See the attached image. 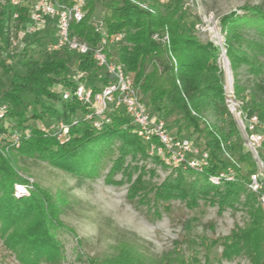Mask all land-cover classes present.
Masks as SVG:
<instances>
[{
  "label": "trees",
  "instance_id": "1",
  "mask_svg": "<svg viewBox=\"0 0 264 264\" xmlns=\"http://www.w3.org/2000/svg\"><path fill=\"white\" fill-rule=\"evenodd\" d=\"M97 5L101 8L100 18L106 32L124 33L123 39L110 56L124 65L150 110L160 114L165 120L171 118L176 127V135L180 136L189 129L199 133L206 129L208 167L203 173L195 172V177L189 183L185 182L183 173L174 178H166L158 188V197H188L191 202L197 197L216 199L220 207L233 206L242 193L248 201L254 198L245 187L251 169L242 173L239 166L235 167L239 160H247L246 155L234 158V180H223L219 183L221 186L208 180V174H218L231 164L220 157L221 143L226 142L227 138L222 135L223 127H209L206 123L200 129L204 113L211 112L222 122L227 113L222 71L217 63L219 48L210 41L203 43L193 36L185 22V13L177 1L165 5L163 10L156 5L150 11L131 0H86L84 17L71 25V33L91 45L97 44L99 40V33L92 26V16ZM243 10V15L233 12L222 17L220 30L232 71L243 62L255 77L247 95L243 94V89L235 82L234 96L241 101L243 110L257 112L264 122V65L240 49L243 39L238 33L244 22L255 25L264 33V11L258 7H246ZM16 11L19 12V20L23 21L26 7H18L10 2L0 6V99L8 102L7 115L12 123L20 130H31L28 137L21 139L19 151L28 156L47 159L61 169L91 177L98 174L100 157L115 140L120 142V155L118 161H114L110 174L121 167V159L125 154L132 153L135 156L140 152L146 155V144L132 132L133 125L124 114L111 112L110 123L104 124L100 131L78 118L76 123L71 124L73 117L84 113V108L74 99H62L51 86L56 82L66 87L73 86L74 80L70 77L71 61L76 70L85 73V78L95 89L98 87L96 83L105 82L89 56L67 50L47 55L41 50L42 57L39 59L28 53L26 47L19 60L23 67L22 73L16 70L14 61L10 63L1 57V51L8 46L10 18ZM164 32L168 33V40L165 42L160 40ZM31 42L41 43V39L34 38L29 43ZM250 48L258 49L255 45ZM259 50L262 51V48L258 52ZM6 75H9V82L4 85L1 79ZM43 98L56 101L59 106L46 103ZM29 120L44 123L63 120L70 124L71 137L67 142L59 144L52 136L35 128ZM233 132L235 122L231 120L227 134L231 136ZM186 171L189 174L193 172ZM16 181L24 182L7 157L0 153V232H9L6 236L11 239L12 248L22 254L24 259L34 258V264L43 256L50 260L58 254L60 247L53 233L57 227L50 219L53 216L49 217V211L43 210V197L39 192L31 191L29 197H14L13 183ZM134 182L130 188L140 186L139 179ZM250 214L252 221L248 227L231 242L224 243L222 255L229 256L244 248V251L249 252L253 264H264L263 214L260 208L250 211ZM113 263L132 264L130 259L120 256Z\"/></svg>",
  "mask_w": 264,
  "mask_h": 264
},
{
  "label": "rangeland",
  "instance_id": "2",
  "mask_svg": "<svg viewBox=\"0 0 264 264\" xmlns=\"http://www.w3.org/2000/svg\"><path fill=\"white\" fill-rule=\"evenodd\" d=\"M135 1L151 10L156 5L163 10L165 5L177 1L193 36L203 43L210 41L219 48L217 63L222 71L223 84L226 81L233 88L238 82L243 94L249 93L255 77L243 62L234 71L230 68L220 21L233 12L243 15L246 7H258L264 11V0ZM6 2L10 0H0V6ZM100 17L101 8L97 5L92 16L93 27L94 23L103 24ZM52 32H46L41 42L50 38ZM238 33L244 40L240 42V49L264 65V33L255 25L245 22ZM154 38L159 39L156 36ZM160 40L167 41L168 33H162ZM254 45L258 49L262 48V51L250 48ZM41 46V43H36L35 46L27 47L28 53L40 59ZM21 57L22 54L18 55L13 64L20 73L23 72L19 64ZM224 58L229 69L224 65ZM97 73L102 74L100 70ZM70 77H76L73 61L70 62ZM1 81L7 85L9 75L3 76ZM43 101L59 106L56 101L44 98ZM226 109L224 122L211 112L204 113L200 129L206 123L209 127H223L222 135L227 137L223 145L229 157L223 155L222 151L220 157L225 161H235L234 158L246 155V161L239 160L235 165L241 168L242 173H246L248 168H253V161L248 156L236 123L235 132L231 136L227 134L229 122L235 120ZM166 122L168 130L175 134L176 127L171 118ZM29 123L34 125V121L29 120ZM206 134V129L200 133L189 129L180 136L188 137L199 148L206 149ZM119 143V140H115L107 146L105 154L100 157L98 174L92 177L61 169L47 159L25 155L19 149L8 152L7 159L16 174L24 180L19 183L29 186L28 194L18 196L14 188L18 182H14L13 196L24 198L29 197L31 191L39 192L43 197V210L49 211L48 216L54 217L50 219L57 226L53 233L60 246L58 254L50 260L43 256L37 264H114L113 260L118 256L130 259L132 264H253L249 252L244 251V248L229 256H223L222 251L224 243L238 237L252 221L250 211L259 208L254 195L248 201L242 193L236 204L223 207L218 205L216 199L197 197L191 202L188 197L159 198L158 188L166 178L183 173L185 182L189 183L195 177V172L189 174L186 170H169L146 151V155L140 152L135 156L132 153L125 154L121 159V167L110 174L114 161H118L120 155ZM137 179L140 186L130 188ZM213 184L221 186L219 183ZM1 233L0 264H34V258L26 260L12 248V241L6 236L9 232Z\"/></svg>",
  "mask_w": 264,
  "mask_h": 264
},
{
  "label": "built area",
  "instance_id": "3",
  "mask_svg": "<svg viewBox=\"0 0 264 264\" xmlns=\"http://www.w3.org/2000/svg\"><path fill=\"white\" fill-rule=\"evenodd\" d=\"M143 9L146 5L131 0ZM163 3L167 0H157ZM11 4L26 7V17L19 20V12H14L10 18L8 46L1 51V57L8 62L14 61L28 46L32 39H42L46 32L52 30L50 38L42 41L41 50L44 54H52L63 50L72 51L78 55H87L95 67L101 71L105 82L90 84L85 73L76 70V77L72 87H66L60 82L51 87L64 100L74 99L83 108L84 113L72 118V123L81 119L90 124L96 131H100L104 124L110 123L111 112H118L127 116L133 125L132 132L146 144L147 154L155 157L169 170H191L203 173L209 165V153L199 148L190 138L173 134L167 128L166 120L158 113L152 112L141 98L132 78L125 71L124 65L115 60L110 53L123 39L124 33L108 34L101 23H94L99 33L97 44L91 45L71 33V25L82 20L85 14L86 0H10ZM165 39V38H164ZM163 40V38H162ZM224 102L235 120L238 131L249 153L253 168L248 173L245 183L246 189L257 199L264 217V122L257 113L243 110L241 101L237 100L233 88L226 81L223 84ZM9 104L0 99V153L7 157L11 150L20 147L22 138L30 135V128L20 130L8 118ZM78 118V119H77ZM34 127L45 135L52 136L59 144L67 142L70 137V124L63 120L48 123L36 121ZM223 155L226 153L221 143ZM230 161V160H229ZM218 174H208L211 183L223 180H234L236 162ZM16 195L29 193V186L14 184Z\"/></svg>",
  "mask_w": 264,
  "mask_h": 264
},
{
  "label": "bare ground",
  "instance_id": "4",
  "mask_svg": "<svg viewBox=\"0 0 264 264\" xmlns=\"http://www.w3.org/2000/svg\"><path fill=\"white\" fill-rule=\"evenodd\" d=\"M223 60H224V65H225L226 69H229V68L227 67L226 58H224ZM229 79H230V78H229ZM226 83H227V82H226ZM227 84H228V83H227Z\"/></svg>",
  "mask_w": 264,
  "mask_h": 264
}]
</instances>
